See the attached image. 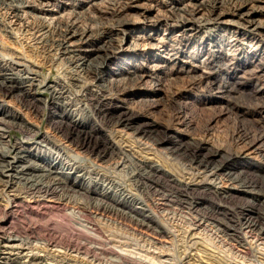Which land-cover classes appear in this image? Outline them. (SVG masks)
Returning <instances> with one entry per match:
<instances>
[{
    "label": "bare ground",
    "instance_id": "obj_1",
    "mask_svg": "<svg viewBox=\"0 0 264 264\" xmlns=\"http://www.w3.org/2000/svg\"><path fill=\"white\" fill-rule=\"evenodd\" d=\"M84 1L81 0L72 4L70 13L73 17L57 16L53 24L49 20L48 22L44 21L40 23L42 24L40 29H37V32L41 33L37 38L39 56L42 57L45 64L49 65L51 73L54 72V69L57 71V76L54 79L50 78V74L42 76L38 72V65L32 59H28L29 57L18 49L20 46L13 41L15 33L10 25L2 20V17L0 18V162H7V165H4L7 167L5 169L0 168V173L10 174L11 171L22 170L24 166L15 163L24 162L30 156L39 161L33 162L34 166L47 167L49 171L58 173L60 179L72 177L74 178L73 184H76L80 189L56 190L58 187L54 188L53 186L54 190H0V243H4L2 252L4 256L1 257L0 264H42L46 259L43 256H46L47 253L28 255L23 254L24 252L21 250L23 243L32 242L33 244V239L42 240V244L40 245L38 242L35 247L56 258L62 257V259L70 261L80 260L86 264H100L101 257H103L101 254L104 252L100 251L103 250L101 245L105 244L99 243L101 249L98 250V248L84 246L83 240V242L73 241L72 243L73 238L71 241L64 242L65 238L62 240V237L60 239H58L60 236L57 237L58 233L70 228H75L80 233L79 237L84 236L87 241H89L88 238L97 237L98 233L95 234V228L88 227L92 228L90 230L87 228V224H82L83 222L76 219L84 211L80 210L77 211L78 215H72L73 221L66 217L67 222L68 220L72 221L68 224L64 222L66 225L61 221L56 220L54 222L52 219L55 226L52 230L48 228L51 223H48V218L44 219L45 224H37L34 221L36 218L33 220L32 216L43 218L47 213L46 210L54 209L56 206L54 203L51 204L54 201L49 197H56L60 200L66 193L78 200L87 201L97 209L107 213L116 212L125 207L124 203H128V200L118 198L114 190H99L94 182L89 180L78 181L80 175L76 170H73L70 165L71 162L67 165V160L65 163L63 162L61 149L56 155H52L49 152L42 153L41 150L32 145L33 143L30 145L21 139L13 142L10 138V130L14 127L25 131L29 136L28 139L37 135L36 131L41 119L39 123L34 122V120L31 122L30 119L28 120L31 114L39 119L48 113L47 124L49 128L66 131V138L68 139H79L83 143H88L92 139L96 142H103L106 147L108 146L110 150L108 152H111V155L115 151L117 154L126 151V156L131 164L135 165V168L129 172L148 178L157 177L158 179H156L162 183L161 187L165 190L172 188L204 193L207 196V204L205 205L207 213L205 212V214H209L210 220L234 230L231 235L240 239L241 242L252 246L258 241L264 242V163L253 162L245 151L237 145V142L243 141L246 142V146L253 148L257 146L258 140L264 139V116L258 119L263 127V131L259 132L260 135L257 134L259 129L251 131L240 120V123L234 127L230 137V145L224 146L223 143H217L210 137L207 123L195 131L185 114L180 123L176 122L173 117L169 119L155 118L151 109L147 108L146 101H151L150 106L159 105V101L152 98L157 94L159 85L157 80H154L153 91L145 95L151 98L142 99L144 106H146L144 109L130 106L128 100L122 96L131 95L132 87L135 88L142 82L143 73L152 76L154 71L163 72L168 69L167 65L161 63L162 57L158 56L155 50H150L154 52L149 53V48L156 46L155 44H150L147 49L139 52L142 46V43H139L140 40H153L152 29L148 34L138 36V42L135 43L136 47L131 45L126 47L127 44H124V39L119 37V31L129 29L132 24L129 19L123 17L128 6L124 4L119 6L118 2L113 3L115 0H111V6L106 7L105 10L98 9L100 14L99 20H97L92 15L87 14ZM190 1L194 2L191 9L183 6L180 0L171 1V7L175 14V16L173 15L174 20L187 27V30L207 32L206 39L196 35L186 37L183 40L185 41L184 45L182 47L176 45L177 48L174 50H177L176 53H180L181 56L190 55L193 59H197L202 52L205 53L212 71L204 75L201 82L206 83L205 88L208 92L215 87L224 95L225 108L228 112L235 114L245 112L247 109L251 114H264V99L260 95L262 91L257 92L241 85L245 78L252 80L260 71H264V67H261L264 66V55L257 51L243 49V56L240 54L235 58L236 61L231 63L220 53L225 45L230 44L228 41L230 37H225L220 27L211 23L212 21L219 22L223 14H229L245 22L247 28L244 30V34H249V37L261 34L264 25L256 19L257 11L252 8V5L264 0ZM0 6L10 9L11 14L18 18L22 17V8H32L39 12H45L44 8L39 9L36 5H32L29 0H0ZM199 9H205L209 13V18L205 19L204 23L196 21L195 17L192 19L183 17L182 13L193 15ZM100 20L102 22L99 25L95 27L91 25ZM149 21L151 20L144 22ZM160 22L161 19H155L152 21V27H156ZM167 38L169 39V37ZM185 46H188V49H185ZM125 49L130 51L126 52ZM176 55L171 56L172 61L178 60V55ZM253 60H257L260 64L261 69L258 73L245 71V68ZM150 63L152 66L149 65ZM129 68H132V71H129ZM262 75L264 76V73ZM191 81L197 83L195 77H192ZM134 95V97L138 96ZM8 98L11 99L7 100ZM208 99L211 100L213 97L209 96ZM162 102L167 104L163 99ZM168 106L174 108L173 101H170ZM175 111L183 113L182 107L179 105ZM178 124H181L184 129H181V126L177 127ZM74 135L76 136L73 137ZM50 136L52 135L45 133L43 139L46 141ZM140 145H157L161 148L156 147L159 149H157L158 151L148 150V152L144 151ZM136 147L140 150H137ZM148 147L152 148V146ZM14 151H16L15 155H11ZM108 152L99 151L98 155L104 157ZM65 153L67 152L65 151ZM68 156L72 158V155ZM179 159H187L189 164L182 167ZM177 162L181 163V168L178 167ZM174 164L177 165V168ZM62 208L60 206V210ZM135 208L139 207L126 209L136 213ZM71 212L75 213V210ZM51 215L48 220L53 217ZM203 216L205 218V215ZM38 218L37 220H39ZM147 218L149 216L144 214L141 219L144 221ZM24 220L28 222L26 223ZM90 220L91 218L88 220L89 223ZM78 224L83 227H78ZM70 235L73 236V234ZM102 237L104 236L102 235L100 238ZM82 249L84 250L82 251Z\"/></svg>",
    "mask_w": 264,
    "mask_h": 264
},
{
    "label": "rangeland",
    "instance_id": "obj_2",
    "mask_svg": "<svg viewBox=\"0 0 264 264\" xmlns=\"http://www.w3.org/2000/svg\"><path fill=\"white\" fill-rule=\"evenodd\" d=\"M29 1H31V4L36 5L39 9L44 8L45 12H39L32 8H22V17L18 18L11 14L10 9L0 6V18L2 17L1 19L5 20V22L10 25L12 31L15 33L13 41H15L18 46H20L18 49L23 54L25 53V56L29 57L28 59H32L38 65V72L42 76L50 74V78L54 79L57 76V71L54 69V72L51 73L49 70V65L45 64L44 61H42V57L39 56L40 54L39 49H37V38L41 35V33L37 31L42 25L40 23L44 21L48 22L49 20V22L53 24L57 16H65L69 18L73 17V15L70 13L72 11V4L78 3L81 0ZM171 1L172 0H115V2H113H118L119 6L122 4L128 6L123 17L129 19L132 24L129 29L119 31V37L124 39V44H127L126 47H130V45L136 47L135 43L138 42V36L148 34L152 29L153 40H140L139 43H142V46L139 52L147 49L150 44H155L156 46L149 48V53L154 52L150 50H155L158 53L157 55L162 57L161 63L167 65L168 67V69L163 72L154 71L152 76H150L148 73H143V79L140 85L135 88L132 87L133 89L131 91V95H124L122 97L128 100L130 106L136 107L138 109H144L146 106H144L142 99L147 100L151 98L150 96L145 95H147L148 92L150 94L151 91H153L154 80H157L159 83L156 91L157 94L152 98L157 99L159 101V105L155 104L150 106L149 104H151V101H146L148 105L147 108L151 109V112L155 118L169 119L173 117L176 119V122L180 123L182 117H184L185 114L190 120V124L195 131L201 129L202 126L207 123L210 137L216 140L217 143H223L224 146L230 145V137L232 136L234 127L240 123V120L243 121L251 131L259 129L257 130V134H259L260 131L262 132L263 127L261 126L262 124L258 122V119L264 116L263 113L251 114L246 109L245 112H237L232 114L225 108L226 104L224 102V95L220 93L217 88L214 87V89L209 92L206 90V83H204V81L201 82V80L204 79V75H207L212 71V67L209 66L210 64L208 57L204 52H202L197 59H193V57L190 55L181 56L180 53H176L177 50H174V48H177L180 45L182 47L185 43L183 40L186 39V37L188 38L196 35L199 37L201 36V38L205 37L206 39L207 32H199V30H187V27L175 21V14L173 13L174 10L171 7ZM180 1L183 6H187L190 9L193 7L194 2L190 0ZM84 2L86 4L85 9L87 10V14L92 15L97 20H99L98 17L100 14L98 9L105 10V8L111 6L112 3L111 0L110 2L109 0H85ZM252 8L257 11L256 19L261 21L264 25V1H261L255 5L253 4ZM182 14L183 17L191 19L192 17H195L194 19L196 21L202 23H204L203 21L205 19L209 18V13L205 9H199L193 15H188L185 13ZM45 17L46 19H44ZM158 18L161 19V22L156 25V30V27H154L155 29L152 27V21ZM239 19L240 18L233 15L223 14L219 22H211L212 25L214 23L217 25V27H220V30L225 34V37H230L228 38L230 44L223 47V50L220 52L222 55H220L224 56L225 59L229 60L231 63H234L236 61L235 58L240 54L243 56V49L257 51L259 54L261 53L264 55V28L261 34L256 36L252 35V37H249V34H244V30L247 28L245 22ZM145 20L151 21L146 23L144 22ZM100 22L102 21L100 20L94 22L91 25H94L93 27H95L99 25ZM86 23L90 24L89 22ZM119 29H121V27H119ZM156 31L158 32L155 33ZM167 37H169V39ZM128 49H125V51L129 52L130 50ZM185 49H188V46H185ZM175 53L178 55V60L172 61L171 56L176 55ZM141 61H143V59H141ZM149 65L152 66V63ZM245 69V71L248 70L252 73H258L261 68L258 61L253 60L252 63L249 64ZM129 71H132V68H129ZM262 73H264V71H260L257 76L253 77L252 80L245 78V81L242 80L241 85L244 87H249L257 92L262 91L260 95L264 99V76ZM248 75L250 76V74ZM191 76L196 78V84L192 83ZM134 94L138 96L134 97ZM209 96L213 97V99L209 100ZM9 99L11 98H8L7 100ZM162 99L166 101L167 104H164ZM170 101H173L174 108H172V106H168ZM178 105L182 107L183 113H178L175 111V108ZM44 115H42L39 119H37L34 114L29 115L28 120L30 119L31 122L34 120V122L39 123V120L41 119V123L36 131L37 135H34L33 138L28 139L29 136L25 131L18 127H14L10 130V138L12 141L14 142L17 139H21L30 145L33 143L32 145H34L36 149L41 150L42 153L49 152L52 155H56V153L61 149L60 153H63V162L65 163L67 160L66 165L71 162L70 165L73 167V170H76L80 175L78 181L84 182L85 180H89L97 184L99 190H114L118 198H124L125 201L128 200V203H124L125 207L120 208L116 212L111 211L107 213L105 211H101V209H97L93 204H89L87 201L82 199L78 200L75 197H71V195L68 193H66L63 199L60 200H58L56 197H53L54 199L49 197L52 199V201H54L51 204L54 203L56 206L54 209L48 211L46 210V212H50L49 214H52L51 216L53 217L48 220L50 215L48 214L47 216V213L44 215L45 217L43 216V218L32 216V219L36 218L33 220L36 221L37 224H45V220L48 218V223L51 222L50 225H48V228L49 230H52L55 228L53 220L54 222L56 220L58 222L61 221L66 225L64 222H67V219H71L73 221L74 218L72 215H78L77 211L82 210L84 211L83 214L78 215L81 218H75L79 222H83L82 224H87V228L92 226L96 229L95 234L98 233V235H96L97 237H91V239L88 238L89 241H87L86 237H79L80 233L75 230V228H72L73 232L70 228L66 229L68 232L63 230L62 233H58V236L55 235L57 237L60 236L58 239L62 237L61 239L63 240L65 238L63 241L66 242L69 240L71 241L73 238L71 241L72 243L73 241H84V246H91L92 248H98V250L102 247L103 250L100 251L104 252L101 254L103 257H101L100 264H264V242L262 241L261 243V241H258L253 244V246L248 243L247 245L246 243L241 242L237 237L231 235L234 230H230L225 225L218 224L210 220L208 218L209 214H205V212L207 213V209L205 207L207 204V196L204 193L185 189L171 188L165 190L163 187H161L162 183L157 180V177L148 178L136 173L131 174L130 172L133 168H135V165L131 164L129 158L126 156V151L119 154H117V151H115L111 155V152H108L110 151L108 146L106 147L103 142H96L94 139H92L88 143H83L79 139H68L66 138V131H57L55 129L49 128L47 124L48 113ZM25 117L28 116L25 115ZM180 126L181 124L177 125V127ZM181 129L184 128L181 126ZM45 133L52 135L49 139H46V141L43 139V135H45ZM75 136L76 135L73 137ZM237 143V145L242 148L243 151H245L250 160L257 163H264L263 138L258 140L256 144L257 146L253 148L246 146V142L243 141H239ZM140 146L141 148H144V151H158L161 148L157 145ZM148 146H152V148ZM136 149L140 150L138 147H136ZM65 151L67 153H65ZM99 151L102 153H108L106 156L101 157V155H98ZM14 153H16V151L12 152L11 155H15ZM68 155H72V158ZM68 159L70 160L68 161ZM33 162L37 163L39 161L38 159H34L29 156L28 160L15 163L16 165H23L24 167L22 170L15 172L11 171L9 172L10 174L0 173V190H54L55 187H58L56 190H80L76 184H73L74 178L64 177L63 179H60L58 173L49 171L47 167H45V170V168H43L44 166L36 167L33 165ZM179 162L182 164L177 162V165L179 164L178 167L180 164L182 167L189 164L187 159H179ZM4 165H7V162H0V168L5 169L7 166ZM70 165L68 166L71 167ZM177 165H175V168H177ZM181 166L179 168H181ZM81 173L84 177L81 175ZM126 179L129 180L127 181ZM66 203L67 205H65ZM60 206L63 207L65 211L63 208L60 210ZM128 207H132L133 209L134 207L139 208H135L136 213H134V211H131V213L128 209H126ZM74 210L75 213L71 212ZM59 212L62 216L59 214ZM67 214L70 218L67 216ZM144 214L148 215L149 218L143 221L141 218ZM203 215H205V218ZM85 216L86 218H84ZM37 218L39 220H37ZM90 218L91 220L89 223L88 220ZM71 220H68L67 224L72 223ZM25 222L27 223L28 221L26 220ZM52 223L53 225H51ZM80 226L78 224V227ZM99 228L102 229L100 230ZM62 229L64 228L62 227ZM88 229L92 230V228ZM236 229H238V227H236ZM48 232L51 233V231ZM173 232L174 234H172ZM70 234H73V236ZM67 235L70 236L68 237ZM102 235L104 237L100 238ZM38 242H40L41 245L43 241L33 239V244L32 242L23 243V248H21V250L24 252L23 254L41 255L47 253L46 256H43V258L46 259L42 264H86L80 260L70 261L68 259H62V257L56 258L45 251L42 252L40 248L35 247V244ZM99 243L105 245H101ZM3 245L4 243H0V260L1 257L4 256V254H2L4 248ZM99 245H101V247H99ZM83 250L84 249H82V251Z\"/></svg>",
    "mask_w": 264,
    "mask_h": 264
}]
</instances>
